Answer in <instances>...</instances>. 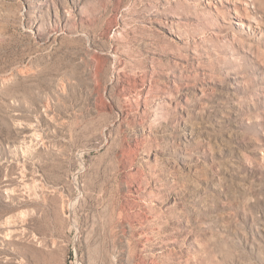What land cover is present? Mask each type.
<instances>
[{
	"label": "rangeland",
	"instance_id": "rangeland-1",
	"mask_svg": "<svg viewBox=\"0 0 264 264\" xmlns=\"http://www.w3.org/2000/svg\"><path fill=\"white\" fill-rule=\"evenodd\" d=\"M0 264H264V0H0Z\"/></svg>",
	"mask_w": 264,
	"mask_h": 264
},
{
	"label": "bare ground",
	"instance_id": "bare-ground-1",
	"mask_svg": "<svg viewBox=\"0 0 264 264\" xmlns=\"http://www.w3.org/2000/svg\"><path fill=\"white\" fill-rule=\"evenodd\" d=\"M13 224H14V221H12V223L10 225H13ZM16 231H18V230H16Z\"/></svg>",
	"mask_w": 264,
	"mask_h": 264
}]
</instances>
